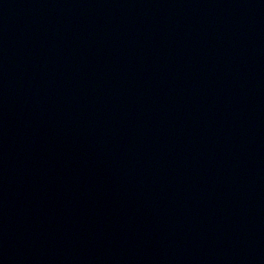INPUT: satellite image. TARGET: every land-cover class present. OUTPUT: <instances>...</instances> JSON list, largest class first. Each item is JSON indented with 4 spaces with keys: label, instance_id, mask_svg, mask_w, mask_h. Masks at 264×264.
Segmentation results:
<instances>
[{
    "label": "water",
    "instance_id": "water-1",
    "mask_svg": "<svg viewBox=\"0 0 264 264\" xmlns=\"http://www.w3.org/2000/svg\"><path fill=\"white\" fill-rule=\"evenodd\" d=\"M0 264H264V0H0Z\"/></svg>",
    "mask_w": 264,
    "mask_h": 264
}]
</instances>
